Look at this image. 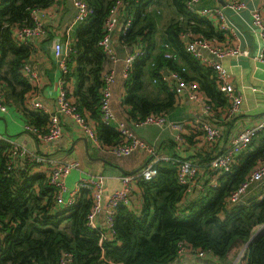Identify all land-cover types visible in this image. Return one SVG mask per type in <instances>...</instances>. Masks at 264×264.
Listing matches in <instances>:
<instances>
[{"label": "trees", "instance_id": "16d2710c", "mask_svg": "<svg viewBox=\"0 0 264 264\" xmlns=\"http://www.w3.org/2000/svg\"><path fill=\"white\" fill-rule=\"evenodd\" d=\"M54 1H0V63L8 65L7 75L0 78L6 95L17 105L24 103L26 93L32 89L23 73L31 48L13 40L11 26L32 23V9L47 7ZM86 1L93 10L73 27L68 79L75 85L78 107L89 110L99 137L110 144L119 140V134L100 120V89L107 61L100 41L105 19L115 0ZM186 2L158 0V7H170L180 16L159 30L158 15L148 10L153 0H125L124 15H131L133 19L124 33L119 31L116 47L120 51L140 43L145 50L135 57L124 79L123 102L130 107L133 120L152 112L169 114L174 110L176 94L163 78L164 70H179L186 80L199 83L211 103L227 104L218 88L214 69L188 52L181 37L186 27L209 40L219 39L222 30L209 18L190 11ZM160 42L169 45L175 59L164 56L167 48ZM25 111L29 119L26 123L39 128L47 124L46 113ZM259 134L251 143L253 149L243 153L231 170L218 175V185L208 183V176L198 177L205 189L194 195L188 194L186 187L178 182L175 164L158 160L156 175L137 182L140 205L132 199L131 205L122 203L117 207L116 236L104 240V257L97 230L86 223L92 204L89 191L79 188L75 202L67 209L51 210L54 187L40 171L9 172L10 144L0 140V264H60L63 251L71 252L73 264H171L180 240L205 248L214 256L225 257L233 243L248 240L254 227L264 222V194L247 197L243 203L230 206L226 201L230 190L250 168L264 160V131ZM198 157L203 163L210 159L208 154ZM44 195L48 197L46 203L42 202ZM246 262L264 264V229L249 243Z\"/></svg>", "mask_w": 264, "mask_h": 264}, {"label": "built area", "instance_id": "2783aa9c", "mask_svg": "<svg viewBox=\"0 0 264 264\" xmlns=\"http://www.w3.org/2000/svg\"><path fill=\"white\" fill-rule=\"evenodd\" d=\"M201 1L187 0V8L200 16L209 18L218 29L227 30L228 24L225 20L223 7L199 5ZM73 4L76 8V14L66 28L65 37L64 39L56 40L53 45L54 57L62 72V76L59 80L60 90L56 95L52 110H48L45 104L37 98L35 84L40 76L39 71L28 61L23 64V73L32 85V89L26 93L23 103L24 109L30 111H46L45 113L48 119L45 129L25 123L24 130L41 135V138L45 142H52L61 136L63 132L61 116L66 115L75 124L78 131L91 140L96 148H104L117 157L131 155L138 150L146 151L153 156V159L139 171L131 174H123L121 176V186L111 190L108 196H105L106 176L104 174L90 172L81 175L78 181V188L71 192L72 199L70 203L73 204L79 188H85L89 191L92 204L86 216V223L89 227L97 230L99 234V245L102 250V256L104 257V240L113 239L116 236L114 218L117 207L122 203L127 205L132 204L131 196L136 187H138V180L153 178L157 173L155 163L158 160H166L175 164L178 182L186 187L188 194H197L205 189L203 181L198 179L201 166L206 165L217 172L210 178L208 183L215 186L218 185V175L231 170L233 164L240 156L249 150L253 139L261 131H264V119L235 131L230 136L228 143H222L223 133L216 124L204 119L199 120L198 125L204 137L205 147L211 154L210 159L205 163L198 159L183 158L177 154L166 155L159 153L156 144L154 142H148L137 135L125 120L117 117L112 106L113 84L117 78L118 63L122 60L113 45V37L119 24H121V31L124 33L130 27L133 19L131 15H124L123 7L125 0H115L105 19L104 34L100 41L106 59L109 62V67L103 72V85L100 89V120L104 124L112 126L118 132L119 140L110 144L104 143L98 135L96 122L78 107L75 97L68 94V74L70 72L68 62L73 50L72 44L74 41L72 30L75 24L83 20L93 10L86 0H73ZM226 5L234 9H241L245 5V0H231ZM261 8L255 9L251 15L254 24L259 27L261 37L264 41V16ZM38 9L34 8L31 11L32 23L11 26L13 40L17 44H27L32 38L44 34V23L38 16ZM181 37L184 40V45L188 52L192 53L202 63L214 69V76L218 88L225 95L227 104L215 105L211 103L199 83L195 80H186L179 70H164L163 78L168 80L169 85L175 91L176 98L184 94L189 100L200 104L201 113H206L207 115L214 114L213 116H215L217 112L224 119L235 118L241 110L242 96L229 80L228 71L222 63V59L228 55H245L248 51L239 48L238 45H217L213 41L194 33L190 27H186L181 32ZM162 45L167 48L164 56L175 59L176 56L170 50L169 45L167 43H162ZM202 47L206 48L216 58H210L205 55L201 50ZM124 50L126 51V57L123 59L122 75L126 78L135 57L142 55L145 50L142 44L140 46L135 44L133 48L129 47ZM261 55L264 61V49ZM7 109L8 106L4 98L3 85L0 82V110L7 111ZM133 122L136 126L152 125L163 130L172 128L175 130L173 140L177 146L179 147L186 142L184 123L181 120L169 119L166 113L152 112L144 118L134 119ZM0 140H5L10 144L7 160V170L9 172L15 171V163L19 157L24 158L26 165L49 164L47 181L55 189L56 200L62 199V194L66 191V177L72 170L80 168V162L78 160L47 158L40 153L31 152L25 144L17 143L2 134H0ZM262 181H264V160L254 164L240 183L230 190L226 198L228 205L230 206L244 200L251 188ZM101 213L104 216V226H100L97 223V217ZM262 229H264V222L254 227L248 240L242 241L234 259L229 264H247L248 245ZM208 255L213 254L205 248L195 247L186 240H180L177 243L175 259L171 264H206L201 259ZM191 257L193 260H186ZM60 264H73L71 252L63 251Z\"/></svg>", "mask_w": 264, "mask_h": 264}, {"label": "crops", "instance_id": "0c3cea01", "mask_svg": "<svg viewBox=\"0 0 264 264\" xmlns=\"http://www.w3.org/2000/svg\"><path fill=\"white\" fill-rule=\"evenodd\" d=\"M224 1L225 4L221 5L219 0H202L199 5L223 7L228 29L221 31L222 33L219 39L216 38L211 41L217 45H238L239 48L248 51L245 55H228L222 59V63L228 71L229 80L242 96L241 110L235 118L224 119L217 112L215 116H213L214 114L207 115L206 113H201L200 104L189 100L187 96L183 94L179 98H176L174 110L167 114L169 119L181 120L184 123L186 142L178 147L173 140V135L175 133L174 129L170 128L163 130L152 125H134L133 118L129 114L130 107L123 102L126 95L124 85L125 78L122 75L124 60L122 59L118 63L117 78L113 84V109L117 117L125 120L137 135L148 142H154L159 153L166 155L177 154L183 158L198 159L200 161L198 157L199 154H208L209 157L211 154L205 147L204 137L198 125L199 120L204 119L216 124L223 133L222 143H228L230 136L235 131L264 119V61L261 58L264 49V41L261 37L259 27L254 24L251 15L255 9L262 7L261 9L264 16V0H245V5L241 9H234L227 6L226 3L231 0ZM157 2L158 0H153V3L148 6V10L158 15L157 25L159 30H162L171 19H180V16H178L172 8H160L157 6ZM75 14L76 8L73 4V0H55L49 6L39 8L38 16L44 23L45 32L42 35L32 38L26 44L31 48V55L28 58V62L40 73L38 81L35 84L38 95L37 98L45 104L48 110L54 108L55 98L60 90L59 80L62 76V72L54 57L53 45L56 40L64 39L66 28L73 20ZM120 30L121 24L117 26L113 37V45L117 51H119L116 46L119 42ZM160 38L161 31H159L158 35V39ZM161 43L162 42L159 44ZM140 45L141 44L138 43V46ZM108 67L109 62L106 61L105 69ZM7 70L8 65L0 63L1 77L7 75ZM0 82L5 92V84L1 78ZM68 87V94L75 97V85L73 80H69ZM4 98L8 109L7 111L0 110V134L9 137V139L17 143L25 144L31 152L40 153L47 158H54L56 160H78L80 162V168L72 170L66 177V191L62 194V199L56 200V198H53L51 200V210L67 209L71 205V192L78 188V181L82 174L88 172L104 174L106 176L105 196H108L111 190L121 186V176L123 174H131L133 170L153 159L151 154L142 150H138L125 157H117L104 148H96L91 140L78 131L75 124L66 115L61 116L63 131L61 136L52 142H45L41 138V135L24 130V124L28 122L29 119L27 118L23 104L17 105L14 100L6 95V92L4 93ZM41 112L45 114L46 111ZM84 112L89 117L91 116L87 108H84ZM40 127L45 129L46 122ZM259 135L260 134H258V136ZM252 149L253 145H250L249 150ZM15 164V170L29 169L30 172L40 171L41 174L47 178L49 170V164L47 163L26 165L24 163V158L19 157ZM202 166L198 174L201 178H205V176L211 178L217 173L212 168H203ZM35 189L38 191L39 187L36 186ZM263 194L264 181L254 185L248 192L247 197L255 195L262 197ZM131 198L135 199L137 206L142 202L138 187L134 190ZM47 201L48 197L44 195L42 197V202L46 203ZM97 223L100 226L105 225L102 213L98 215ZM241 243L242 240H237L233 243L223 258L208 255L201 260L206 264H229L234 259ZM186 260L190 261L193 260V258L191 257Z\"/></svg>", "mask_w": 264, "mask_h": 264}, {"label": "water", "instance_id": "95a60500", "mask_svg": "<svg viewBox=\"0 0 264 264\" xmlns=\"http://www.w3.org/2000/svg\"><path fill=\"white\" fill-rule=\"evenodd\" d=\"M219 1H220L221 5H224V4H225V1H224V0H219ZM121 27H122V26H121ZM201 50H202V52H203L205 55L209 56L210 58H216V57H215L212 53H210L206 48H203V47H202ZM118 53H119L121 59H125V57H126V51H125V50H120V51H118ZM146 164H147V162H145L141 167H139V168L133 170L132 173L139 171L140 169H142L143 167H145ZM243 202H244V200H241L239 203H243Z\"/></svg>", "mask_w": 264, "mask_h": 264}]
</instances>
